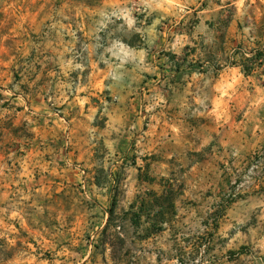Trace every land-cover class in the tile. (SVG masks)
<instances>
[{
  "label": "rangeland",
  "instance_id": "rangeland-1",
  "mask_svg": "<svg viewBox=\"0 0 264 264\" xmlns=\"http://www.w3.org/2000/svg\"><path fill=\"white\" fill-rule=\"evenodd\" d=\"M0 264H264V0H0Z\"/></svg>",
  "mask_w": 264,
  "mask_h": 264
},
{
  "label": "trees",
  "instance_id": "trees-1",
  "mask_svg": "<svg viewBox=\"0 0 264 264\" xmlns=\"http://www.w3.org/2000/svg\"><path fill=\"white\" fill-rule=\"evenodd\" d=\"M237 49H238V52H236L235 54L237 56H241V59H242L241 63L237 64V61H232V59H227L228 60L227 64L239 65L241 72L244 75H248L254 70L252 62L256 60L257 54H253V56L251 57L252 59L251 58H245L244 55H247L245 50H242L240 47ZM217 69L219 70L218 67H217ZM146 180H148V182L151 181V179H146ZM148 194L149 195H145L144 197L140 198V207L138 208L137 211L131 213L132 216L130 218V221L134 225L138 224L141 220V215L139 214L140 211H142V208L147 203L151 202V204H149V207H154L156 205L157 207L160 208L158 213L155 215L156 219L154 221V225L156 226L154 228L155 229L154 233H159L163 230L162 229L163 225H166V223H167V221H166L167 213L164 211L165 209H163L162 207L164 206V204H167L169 207L174 208V201H173L172 195H156V193L154 191H151V190L148 191ZM150 194H152V195H150ZM162 200L165 203H163ZM109 212L111 214L112 209H110ZM111 226H112V219H111V215H110L107 222H106V225H105L103 231L104 232L107 231ZM117 235H118V233H117Z\"/></svg>",
  "mask_w": 264,
  "mask_h": 264
},
{
  "label": "crops",
  "instance_id": "crops-1",
  "mask_svg": "<svg viewBox=\"0 0 264 264\" xmlns=\"http://www.w3.org/2000/svg\"><path fill=\"white\" fill-rule=\"evenodd\" d=\"M233 20L231 19V18H229L226 22H228V24L225 26V28L223 29V31H222V35L218 38V41H219V44L222 46V45H225V40H227V30L229 29V26H230V24H231V22H232ZM208 24L210 25V22H208ZM214 26L212 25L211 26V28H213ZM224 54L226 55L227 53H226V51H225V49H224ZM227 59H231V58H227V57H223L222 59H220V62H219V60H218V62H219V65L217 66L218 68H219V66H220V68H219V70L218 69H216L215 71V73L217 74V73H220V72H222L225 68H235L236 66L235 65H230V64H227ZM223 63V64H222ZM237 69L239 70V72L240 73H242L241 72V69H240V67H237ZM158 151V148H155V147H153V149H152V151H151V153H149V155H151V154H154V153H156ZM152 182H154L153 181V179H151V181H149V183H152ZM154 184H156V183H154ZM158 185V184H157ZM158 186H160V185H158ZM162 190H163V187H162Z\"/></svg>",
  "mask_w": 264,
  "mask_h": 264
}]
</instances>
